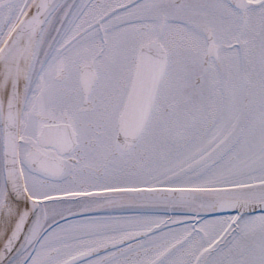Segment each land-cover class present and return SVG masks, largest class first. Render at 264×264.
<instances>
[{"label":"snow or ice","instance_id":"obj_1","mask_svg":"<svg viewBox=\"0 0 264 264\" xmlns=\"http://www.w3.org/2000/svg\"><path fill=\"white\" fill-rule=\"evenodd\" d=\"M0 264H264V0H0Z\"/></svg>","mask_w":264,"mask_h":264}]
</instances>
